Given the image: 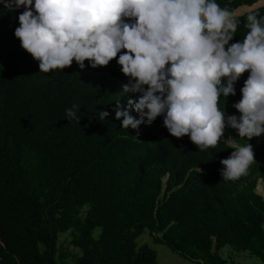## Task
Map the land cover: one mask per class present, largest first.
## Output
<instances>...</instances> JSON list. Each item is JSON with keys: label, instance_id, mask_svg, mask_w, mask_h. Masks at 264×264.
<instances>
[{"label": "trees", "instance_id": "16d2710c", "mask_svg": "<svg viewBox=\"0 0 264 264\" xmlns=\"http://www.w3.org/2000/svg\"><path fill=\"white\" fill-rule=\"evenodd\" d=\"M259 1L216 0L237 16ZM255 12L264 16V7ZM239 19L230 43L248 31L246 15ZM19 26L18 13L0 3V264H158L154 249L138 246L146 232L194 264H234L221 255L227 247L264 264V198L256 191L264 139L247 174L223 181L220 161L234 151L225 143L200 151L158 139L146 120L139 130L122 128L114 109L128 77L119 55L108 66L85 61L82 70L74 60L43 73L15 36ZM249 75L235 84L236 102ZM74 105L80 122L66 117ZM99 111L110 115L100 121ZM70 231L82 256L58 250Z\"/></svg>", "mask_w": 264, "mask_h": 264}, {"label": "clouds", "instance_id": "9594fccd", "mask_svg": "<svg viewBox=\"0 0 264 264\" xmlns=\"http://www.w3.org/2000/svg\"><path fill=\"white\" fill-rule=\"evenodd\" d=\"M259 2L237 16L238 9L222 8L216 0H0L18 13L14 34L40 72L70 67L74 60L82 70L85 61L95 69L119 55L128 77L119 80L123 100L114 109L122 128L139 130L146 120L158 129V139L191 143L200 151L225 143L234 151L220 161L223 181L247 174L256 160L253 149L264 139V16L255 12L264 6H256ZM245 15L243 42L230 43ZM245 72L250 75L236 102L235 84ZM78 111L76 105L66 109L67 119L80 122ZM109 115L97 113L100 121ZM254 137L253 145L241 144ZM168 181L169 175L165 189ZM261 183L259 178V195Z\"/></svg>", "mask_w": 264, "mask_h": 264}, {"label": "rangeland", "instance_id": "374dc122", "mask_svg": "<svg viewBox=\"0 0 264 264\" xmlns=\"http://www.w3.org/2000/svg\"><path fill=\"white\" fill-rule=\"evenodd\" d=\"M261 6H264V5L260 4V7ZM242 15L243 14L239 16H242ZM259 186L264 188L262 183ZM258 192L264 197V192H260L259 189H258ZM87 211H88V208H84L81 211L82 218H85ZM100 233H101V230L97 229L95 232V237L98 238ZM73 234L74 232L72 231L67 232L65 234H60L59 241H58V250L59 252L63 251L64 253H68L70 255L82 256L83 254L82 251L75 248L72 245ZM137 242H138L139 247L147 244L158 253V264H194L187 257L174 253L168 247L163 246V245H156L154 243V238L151 237L148 232L142 235ZM42 250L44 251V247H42ZM221 255L224 259L228 260L230 263L233 262L234 264H263L256 257H252L248 253H238L232 250L230 247L223 249L221 252ZM74 262H75V259H72V258L68 259L67 261L68 264H74Z\"/></svg>", "mask_w": 264, "mask_h": 264}, {"label": "bare ground", "instance_id": "6f19581e", "mask_svg": "<svg viewBox=\"0 0 264 264\" xmlns=\"http://www.w3.org/2000/svg\"><path fill=\"white\" fill-rule=\"evenodd\" d=\"M260 2H262V1H260ZM260 2H259V3H260ZM256 6H257V5H256ZM252 8H253V7H252ZM237 11H238V10H237Z\"/></svg>", "mask_w": 264, "mask_h": 264}]
</instances>
